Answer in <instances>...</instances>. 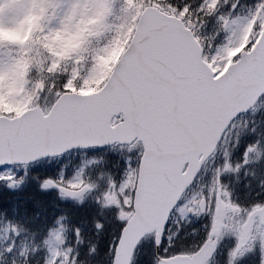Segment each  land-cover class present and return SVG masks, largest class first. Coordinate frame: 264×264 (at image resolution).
I'll return each instance as SVG.
<instances>
[{"label": "snow or ice", "instance_id": "obj_1", "mask_svg": "<svg viewBox=\"0 0 264 264\" xmlns=\"http://www.w3.org/2000/svg\"><path fill=\"white\" fill-rule=\"evenodd\" d=\"M0 98V264H264V0H0Z\"/></svg>", "mask_w": 264, "mask_h": 264}, {"label": "rangeland", "instance_id": "obj_2", "mask_svg": "<svg viewBox=\"0 0 264 264\" xmlns=\"http://www.w3.org/2000/svg\"><path fill=\"white\" fill-rule=\"evenodd\" d=\"M252 2V0H241V4H246V3H251ZM7 35H9V36H11V35H13V34H11V33H6ZM222 38H223V33H222V36H221V42H222ZM89 90H91V89H89ZM14 96H16V94H14ZM116 168V165H114L113 166V168H112V171L114 172V169ZM123 168H124V161L122 160L121 161V166H120V168H119V170L117 171V174H116V178L117 179H120L121 177H122V174H123ZM71 173H72V169H71V165L69 166V168H68V174L69 175H71ZM200 222V225H198V227H200L201 226V224L203 223V221H199ZM191 227H193V225H191ZM198 227H196V228H198ZM202 233V232H201ZM200 233V234H201ZM143 260V259H142ZM144 264V263H143Z\"/></svg>", "mask_w": 264, "mask_h": 264}, {"label": "trees", "instance_id": "obj_3", "mask_svg": "<svg viewBox=\"0 0 264 264\" xmlns=\"http://www.w3.org/2000/svg\"><path fill=\"white\" fill-rule=\"evenodd\" d=\"M2 104V103H0ZM115 160H118L117 157L115 156L114 158ZM33 188H29L28 190H26L24 193L19 194L21 199H24L31 191H33ZM5 195H16L15 193H5Z\"/></svg>", "mask_w": 264, "mask_h": 264}]
</instances>
